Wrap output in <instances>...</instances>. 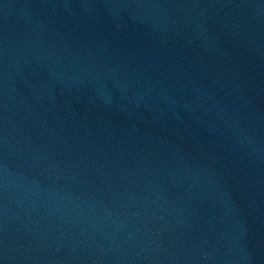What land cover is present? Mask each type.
I'll return each instance as SVG.
<instances>
[{"label": "water", "instance_id": "1", "mask_svg": "<svg viewBox=\"0 0 264 264\" xmlns=\"http://www.w3.org/2000/svg\"><path fill=\"white\" fill-rule=\"evenodd\" d=\"M0 264H264V0H0Z\"/></svg>", "mask_w": 264, "mask_h": 264}]
</instances>
